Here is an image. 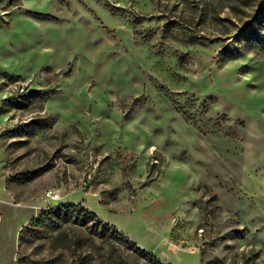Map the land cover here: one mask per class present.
I'll return each instance as SVG.
<instances>
[{"label": "rangeland", "instance_id": "374dc122", "mask_svg": "<svg viewBox=\"0 0 264 264\" xmlns=\"http://www.w3.org/2000/svg\"><path fill=\"white\" fill-rule=\"evenodd\" d=\"M166 263L264 264V0H0V264Z\"/></svg>", "mask_w": 264, "mask_h": 264}, {"label": "trees", "instance_id": "16d2710c", "mask_svg": "<svg viewBox=\"0 0 264 264\" xmlns=\"http://www.w3.org/2000/svg\"><path fill=\"white\" fill-rule=\"evenodd\" d=\"M78 208V210L79 211H82V212H84L85 214H87V215H90V216H92V217H94V219H95V223L99 226V228H100V230H101V236L105 233V232H107L108 231V229H110V232H113V230H114V228L111 226V225H109L108 223H106V222H102L99 218H97V216H96V214L95 213H93V212H91V211H87V209L85 208V207H83L81 204H64V205H58V206H56V207H51V208H49V209H47V210H42L41 212H40V214H39V217L38 218H31L30 219V223H37L38 224V222L42 219V218H46V217H50V215H49V213L52 215L53 214V211L55 210V209H68V208ZM115 234L117 235V236H120V237H126L125 235H123V233H117V232H115ZM166 264H169V263H166Z\"/></svg>", "mask_w": 264, "mask_h": 264}, {"label": "built area", "instance_id": "2783aa9c", "mask_svg": "<svg viewBox=\"0 0 264 264\" xmlns=\"http://www.w3.org/2000/svg\"><path fill=\"white\" fill-rule=\"evenodd\" d=\"M46 197L48 199H58L59 198V194L58 193H53V192H47L46 193Z\"/></svg>", "mask_w": 264, "mask_h": 264}, {"label": "bare ground", "instance_id": "6f19581e", "mask_svg": "<svg viewBox=\"0 0 264 264\" xmlns=\"http://www.w3.org/2000/svg\"><path fill=\"white\" fill-rule=\"evenodd\" d=\"M60 197H61V196L59 195V198H58V199H60Z\"/></svg>", "mask_w": 264, "mask_h": 264}]
</instances>
